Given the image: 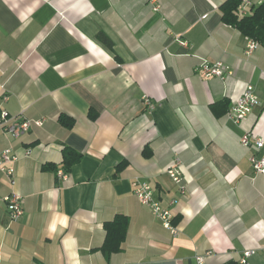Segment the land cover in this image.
Instances as JSON below:
<instances>
[{"label":"crops","instance_id":"0c3cea01","mask_svg":"<svg viewBox=\"0 0 264 264\" xmlns=\"http://www.w3.org/2000/svg\"><path fill=\"white\" fill-rule=\"evenodd\" d=\"M226 1L0 0V112L33 122L19 138L0 128V154L16 157L14 185L0 171V264H241L247 250L264 264V176L241 144L245 133L264 142V46L246 55ZM204 62L231 74L203 78ZM248 85L260 106L237 123L228 114ZM65 149L81 155L66 179ZM137 181L177 235L135 196ZM12 193L24 199L17 221ZM118 215L127 237L107 258L104 226Z\"/></svg>","mask_w":264,"mask_h":264},{"label":"built area","instance_id":"2783aa9c","mask_svg":"<svg viewBox=\"0 0 264 264\" xmlns=\"http://www.w3.org/2000/svg\"><path fill=\"white\" fill-rule=\"evenodd\" d=\"M157 6V0L152 2ZM250 4V0H243L239 6V11L246 16V8ZM157 9V7H155ZM183 46H188L187 42L182 43ZM259 43L254 40H250L245 49L246 55L250 56L252 53L259 47ZM227 68L222 63H202L198 68V73L203 78L218 77L224 78L225 75L231 74L227 72ZM5 101L8 100V97L4 98ZM144 106L150 111H154L156 108V103H153L150 99H144ZM260 106V99L255 91L253 85H248L243 95L234 103L233 107L229 112V117L235 122H241L246 120L256 108ZM35 125L42 127L44 121H36ZM33 125V122L24 116L11 117L6 111L0 112V128L11 134L15 138L27 133ZM241 144L243 147L248 148L253 146L256 152L250 157V163L253 167L254 172L257 175L264 176V155L259 156L260 152L264 149V142L261 139H257L251 133H245L241 138ZM15 162L16 157L12 154L10 150H6L0 154V171L3 172L12 185L15 184ZM181 162L179 159H176L174 167L169 171V175L177 184L182 183L181 175ZM60 176L64 179L67 178V173L60 171ZM133 191L138 200L144 205L151 209L153 215L161 221L162 225L171 231L172 234L177 235L178 229L173 224V214L169 208L162 207L154 198L153 187L146 182H134L132 184ZM4 202L7 203L10 218L12 221H17L24 214V199L21 195L17 193H12L11 195L5 197ZM256 254V251L247 250L244 251L240 263L249 264L250 258ZM198 264H205V257L198 256L196 257Z\"/></svg>","mask_w":264,"mask_h":264},{"label":"trees","instance_id":"16d2710c","mask_svg":"<svg viewBox=\"0 0 264 264\" xmlns=\"http://www.w3.org/2000/svg\"><path fill=\"white\" fill-rule=\"evenodd\" d=\"M243 0H228L222 6L223 20L226 24L238 29L248 38L264 46V2L252 10L248 16L240 17L239 6ZM101 38L112 47V43L104 35ZM61 123L70 128L73 121L65 116L61 117ZM64 172H68L70 168L81 159V155L70 149L64 152ZM45 170H53V165H45ZM58 172V171H57ZM106 240L102 247V251L107 258L121 251L122 244L126 240L129 219L123 215H118L114 221L105 224Z\"/></svg>","mask_w":264,"mask_h":264}]
</instances>
